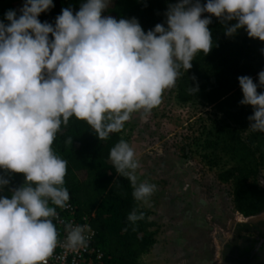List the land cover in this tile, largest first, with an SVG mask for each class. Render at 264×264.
<instances>
[{"label": "clouds", "instance_id": "1", "mask_svg": "<svg viewBox=\"0 0 264 264\" xmlns=\"http://www.w3.org/2000/svg\"><path fill=\"white\" fill-rule=\"evenodd\" d=\"M110 3L80 0L79 10L64 7L51 23L39 16L53 0H23L0 19V264H48L60 243L54 221L70 201L68 162L52 145L72 117L100 141L121 132L134 113L159 106L181 68L186 72L197 53L211 51L213 16L229 37L244 29L264 41V0H171L165 21L147 31L136 17L104 14ZM238 82L239 103L253 109L248 128L264 132V91H257L264 88V69L258 82L248 75ZM109 158L130 180L134 200L148 206L156 185L138 179L135 148L121 138ZM4 173L24 176L7 195ZM143 217L134 208L128 221ZM65 232L64 247L87 248L88 224L67 223Z\"/></svg>", "mask_w": 264, "mask_h": 264}, {"label": "trees", "instance_id": "2", "mask_svg": "<svg viewBox=\"0 0 264 264\" xmlns=\"http://www.w3.org/2000/svg\"><path fill=\"white\" fill-rule=\"evenodd\" d=\"M79 2L74 0V12L79 10ZM169 2L171 0H111L104 14L117 19L136 17L147 31L165 21L164 13ZM7 10L0 9V19H4ZM57 15L50 9L41 13L39 19L54 23ZM209 28L214 46L206 55L197 53L192 67L180 74L176 97L182 103L203 101L215 113L228 119L225 126L211 129L216 136L206 145L211 148L212 155L208 160L219 157L217 153L244 151L232 165L219 172L218 179L232 182L233 201L238 212L255 215L264 210V188L260 184V179L264 180V132L248 128V117L253 109L251 105L239 103L243 94L238 77L248 75L258 82V73L264 69V54L261 52L264 41L248 37L244 29L234 36H227L223 25L214 16ZM257 91H264V88ZM121 138L123 136L119 132L99 141L90 125L72 117L67 126H62L52 147L68 162L65 186L78 212L94 213L90 223L96 232L95 243L105 252L106 264H142L140 256L154 244L149 231L152 222L150 210L134 200L130 180L116 173L109 158L110 149ZM4 175L10 181L5 195L24 181L22 173ZM134 208L142 211L144 217L131 224L128 214Z\"/></svg>", "mask_w": 264, "mask_h": 264}, {"label": "rangeland", "instance_id": "3", "mask_svg": "<svg viewBox=\"0 0 264 264\" xmlns=\"http://www.w3.org/2000/svg\"><path fill=\"white\" fill-rule=\"evenodd\" d=\"M53 2L51 10L60 14L74 0ZM22 3L2 0L0 9H19ZM227 123L203 101L179 102L175 84L164 91L159 106L146 114L134 113L125 124L121 134L138 154V179L156 185L149 205L140 204L150 210L154 238L139 258L142 264H220L218 235L230 230L240 212L234 206L232 182L218 179V174L244 151L217 153L219 157L208 160L212 155L206 145L216 136L211 129ZM260 184L264 188L263 179Z\"/></svg>", "mask_w": 264, "mask_h": 264}, {"label": "flooded vegetation", "instance_id": "4", "mask_svg": "<svg viewBox=\"0 0 264 264\" xmlns=\"http://www.w3.org/2000/svg\"><path fill=\"white\" fill-rule=\"evenodd\" d=\"M220 264H264V210L243 215L224 235H218Z\"/></svg>", "mask_w": 264, "mask_h": 264}, {"label": "built area", "instance_id": "5", "mask_svg": "<svg viewBox=\"0 0 264 264\" xmlns=\"http://www.w3.org/2000/svg\"><path fill=\"white\" fill-rule=\"evenodd\" d=\"M69 191V190H68ZM70 194V192H69ZM58 216L54 223L56 225L60 243L58 244L54 254L49 258L48 264H106L105 252L95 243L96 232L91 226L90 219L94 213L80 214L70 194L68 207L57 209ZM72 224H88L91 227L92 234L88 242L87 248L81 249L78 252L64 247L65 241V225Z\"/></svg>", "mask_w": 264, "mask_h": 264}]
</instances>
